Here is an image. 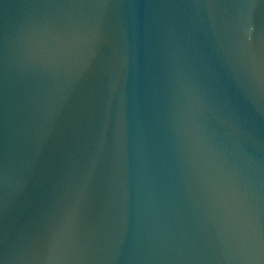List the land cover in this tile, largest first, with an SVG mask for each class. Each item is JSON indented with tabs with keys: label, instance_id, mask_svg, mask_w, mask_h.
I'll list each match as a JSON object with an SVG mask.
<instances>
[{
	"label": "water",
	"instance_id": "water-1",
	"mask_svg": "<svg viewBox=\"0 0 264 264\" xmlns=\"http://www.w3.org/2000/svg\"><path fill=\"white\" fill-rule=\"evenodd\" d=\"M0 264H264V0H0Z\"/></svg>",
	"mask_w": 264,
	"mask_h": 264
}]
</instances>
